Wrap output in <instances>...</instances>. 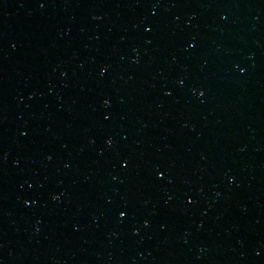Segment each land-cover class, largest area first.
Masks as SVG:
<instances>
[{
	"label": "water",
	"instance_id": "obj_1",
	"mask_svg": "<svg viewBox=\"0 0 264 264\" xmlns=\"http://www.w3.org/2000/svg\"><path fill=\"white\" fill-rule=\"evenodd\" d=\"M0 264H264V0H0Z\"/></svg>",
	"mask_w": 264,
	"mask_h": 264
}]
</instances>
